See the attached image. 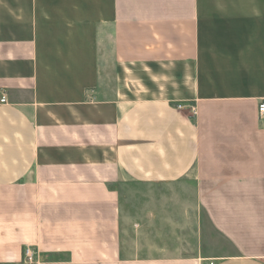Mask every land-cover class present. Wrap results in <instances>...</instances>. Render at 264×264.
Here are the masks:
<instances>
[{"label":"crops","instance_id":"obj_1","mask_svg":"<svg viewBox=\"0 0 264 264\" xmlns=\"http://www.w3.org/2000/svg\"><path fill=\"white\" fill-rule=\"evenodd\" d=\"M263 99L264 0H0V264H264Z\"/></svg>","mask_w":264,"mask_h":264},{"label":"built area","instance_id":"obj_2","mask_svg":"<svg viewBox=\"0 0 264 264\" xmlns=\"http://www.w3.org/2000/svg\"><path fill=\"white\" fill-rule=\"evenodd\" d=\"M2 101H5V96L1 97ZM181 105H178V108H181ZM258 114L260 118H264V99L260 101L258 105ZM22 260L25 264H39V259L37 252L33 249L32 246H25L22 251ZM209 264H213L210 262Z\"/></svg>","mask_w":264,"mask_h":264}]
</instances>
